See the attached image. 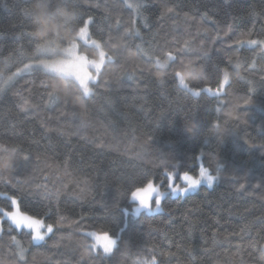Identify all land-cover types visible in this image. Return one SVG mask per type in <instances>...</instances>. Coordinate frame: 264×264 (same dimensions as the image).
Masks as SVG:
<instances>
[{
	"label": "trees",
	"instance_id": "trees-1",
	"mask_svg": "<svg viewBox=\"0 0 264 264\" xmlns=\"http://www.w3.org/2000/svg\"><path fill=\"white\" fill-rule=\"evenodd\" d=\"M34 2L0 0V145L17 150L0 177V208L11 211L14 197L53 232L35 243L0 215V264H261L264 52L236 41L264 40V0H140L138 12L128 7L136 0H48L49 9L76 5L77 29L91 17L90 39L113 55L83 108L50 97L51 74L23 70L41 56L25 15ZM133 28L139 35L126 32ZM77 43L97 58L92 45ZM178 49L161 84L155 60ZM129 50L139 59L128 60ZM188 60L207 66L209 79L189 83L198 96L174 75ZM223 70L229 81L220 89ZM188 120L198 122L195 136L184 130ZM199 163L216 177L211 188L167 195L155 213H125L135 188L151 180L165 189L167 173H195ZM91 231L119 238L111 254L85 255Z\"/></svg>",
	"mask_w": 264,
	"mask_h": 264
},
{
	"label": "snow or ice",
	"instance_id": "snow-or-ice-1",
	"mask_svg": "<svg viewBox=\"0 0 264 264\" xmlns=\"http://www.w3.org/2000/svg\"><path fill=\"white\" fill-rule=\"evenodd\" d=\"M128 7L132 8L135 11H139L141 7L140 0H136L135 3H128ZM168 12H172L173 9L169 8L167 9ZM25 15L30 16V9L25 10ZM91 22V17L87 21L84 22L83 26L79 27L77 29L76 37L72 40L67 41V46L63 47L62 49H56L55 47L51 46L50 44H39L36 45V52L37 53H44L48 54L50 56H56L60 57L61 62L63 63L66 71L70 74L71 78L74 80L75 84L78 86V88L82 91L83 95L88 97L93 91V88L90 87V84H94L101 73V68L105 64V61H111L113 59V55H110L108 51L104 50L103 45L97 41V40H91L88 38V26ZM128 31H135L136 35H139L138 29H126V32ZM30 35H32L30 33ZM77 39L83 40L85 44H91L96 50L98 55V60L96 59H89L86 54H83L78 51L79 44L77 43ZM237 44L240 45H247L249 47L258 46L260 47L261 51L264 52V40H255V39H248V40H237ZM123 46V40L121 39L119 44H113L111 45V48L115 49L117 47ZM137 51L139 53H142L143 55H152L153 53L149 52L148 50H145L142 45H137ZM185 47H188V42H185ZM174 51H183V49L178 50H169L167 52L163 53V56L167 58V60L175 61L176 56L174 55ZM165 58H161L157 56L155 60V65H159L161 61ZM128 60L130 59L129 56H127ZM136 59H139L137 56ZM135 60V59H134ZM53 60L52 59H40L36 61L35 65L29 63L24 65L23 70H32L33 67L43 68L46 69L47 66L51 64ZM185 62L181 61V65H183ZM238 66V65H237ZM169 68V63L167 65ZM90 69H94L95 74H93ZM18 72L21 71L20 69L17 70ZM47 72V71H46ZM49 73V72H47ZM50 74V73H49ZM169 75V73H168ZM175 77L178 79L179 72L177 69L174 71ZM11 79V78H9ZM229 81V72L227 70H223V77L220 82V89H223L224 85L227 84ZM161 84L164 81H159ZM6 83V81H5ZM44 83H48L47 81ZM179 87L186 89L188 91H191L193 95H200V91H194L193 89L189 88L188 84H184L182 81L178 80ZM0 91H3V86H0ZM204 92H207L212 95H218L219 90L214 91L211 87H206L203 89ZM50 97L59 98V95L56 94L54 91L49 93ZM66 101V100H65ZM245 103H248L246 100ZM27 101H25V104L22 107H27ZM102 146V145H101ZM0 151L11 155L13 160L15 161L17 156V150L15 148H5L3 145H0ZM6 170H0V177H2L3 172ZM168 178V187L171 190L173 194H186L191 190H194L197 188L201 181H206L208 186L210 187L214 180L215 176L208 174L207 170L202 169L200 172L199 177L194 178L187 172L183 173L182 176L179 178L182 179L185 183V187H180L179 185L175 184L174 181L177 178L173 173L169 172L167 173ZM58 195V193H56ZM0 195H6V193H0ZM165 193L160 190L158 186H155L154 183L149 180L145 187H137L135 190L131 192V197L133 201H137L138 205L132 209L133 215H139L142 209H146L149 212L152 211V204L151 200L152 197H155V208L159 209L162 203V199L164 197ZM11 200L12 206L16 209L14 211H8L5 208H0V215L3 217H6L10 221L9 230H11V226H15L17 229H28L29 233L31 235L32 242L39 243L45 240V237L53 232V225L52 224H45V222L42 219H37L34 216H29L26 214H22L19 211V208L17 207V200L14 197H9ZM127 213V210H125ZM57 223H60L59 221ZM41 229H46V231H41ZM85 239L82 241L83 246L90 248L92 250L99 248L103 249V252L105 254H111L116 247L118 243V237H113L109 235L107 232L101 234H97L96 232H87L84 234ZM87 237H91L93 239V243L88 244ZM14 242L17 245V248L19 249L18 255L20 260L24 259L25 249L20 246V242L16 241L13 237ZM261 253H264V249H262ZM84 257H82L83 259ZM151 264H155V257H153V260Z\"/></svg>",
	"mask_w": 264,
	"mask_h": 264
},
{
	"label": "clouds",
	"instance_id": "clouds-1",
	"mask_svg": "<svg viewBox=\"0 0 264 264\" xmlns=\"http://www.w3.org/2000/svg\"><path fill=\"white\" fill-rule=\"evenodd\" d=\"M48 0H35L30 5V18L32 37L39 44H50L56 49H62V42L72 40L76 37L77 21L80 16L79 9L75 6L59 3L55 8L49 9ZM130 59H136L137 51L129 50ZM62 58L53 60L45 71L51 74L50 87L59 96L63 97L74 107L83 108L89 96L83 95L82 91L75 84L70 74L66 71ZM167 58L163 59L159 65H154L153 76L158 81H164L168 76ZM178 80L184 84L199 82L209 79L207 66L196 60H188L181 65ZM184 130L190 135L195 136L198 131V122L195 120L185 121ZM14 166L11 155H0V170H9ZM85 255L89 254L88 248L84 249ZM261 264H264V253L260 256Z\"/></svg>",
	"mask_w": 264,
	"mask_h": 264
},
{
	"label": "rangeland",
	"instance_id": "rangeland-1",
	"mask_svg": "<svg viewBox=\"0 0 264 264\" xmlns=\"http://www.w3.org/2000/svg\"><path fill=\"white\" fill-rule=\"evenodd\" d=\"M88 38L90 39V37H89V26H88ZM92 40V39H91ZM79 41H81V43H83V44H85L84 43V41L83 40H80L79 39ZM86 45H91V44H86ZM60 57H56V56H50V55H48V54H44V53H41V56L39 57V58H37L32 64L33 65H35V63H36V61H38V60H40V59H45V60H47V59H52V60H56V59H59ZM89 59H91V58H89ZM96 60H98V56H97V58H96ZM107 61V60H106ZM105 61V62H106ZM33 69H40V70H42V71H45L43 68H38V67H33ZM90 71H92L93 72V74H95V72H94V69H90ZM202 169H205L200 163H199V167H198V169L195 171V173H191V172H187L188 174H190L191 176H193L194 178H196V177H199V175H200V172H201V170ZM206 170V169H205ZM208 172V171H207ZM185 173V172H184ZM177 178L175 179V181H174V183L175 184H177V185H179L180 187H185L186 185H185V183H184V181L182 180V179H180L179 177L180 176H182L183 175V173H179V174H177V173H173ZM208 174H210L209 172H208ZM211 175V174H210ZM154 183V182H153ZM213 184H214V182H213ZM213 184L209 187L208 186V184H207V182L206 181H201V183H200V185L197 187V188H195L194 190H191V191H189L188 193H186V194H183V195H181V194H173L172 192H171V190L169 189V187H168V178H167V180H166V185H165V189H162L158 184H155L154 183V185L155 186H158L159 188H160V190L162 191V192H164L165 193V195H164V197L165 196H167V195H170V196H172V197H183V196H185V195H187V194H190V193H193V192H195L200 186H206V187H208V188H211L212 186H213ZM163 197V198H164ZM131 201H133V199H132V197H131ZM134 202V205H133V207H132V209L133 208H135L137 205H138V202L137 201H133ZM151 204H152V211L151 212H149L148 210H146V209H142L141 210V212H146V213H155V212H158L159 210H160V208H161V206H160V208L159 209H156L155 208V197L153 196L152 197V200H151ZM17 207H18V205H17ZM132 209H130V212H125L126 214H128V213H131L132 214ZM14 210H16L14 207L12 208V210L11 211H14ZM20 211V210H19ZM21 212V211H20ZM140 212V213H141ZM22 213V212H21ZM22 214H24V213H22ZM135 216H137V215H135ZM6 218V217H5ZM7 219V218H6ZM8 220V219H7ZM9 221V220H8ZM10 222V221H9ZM14 226V225H13ZM15 227V226H14ZM22 229H24V228H22ZM25 230H28V229H25ZM29 231V230H28ZM41 231L43 232V231H46V229H41ZM91 232H95V231H91ZM97 233V232H96ZM97 234H103V233H97ZM46 238V237H45ZM93 240V239H92ZM94 242V241H93ZM40 243V242H39ZM98 250H100V251H102L103 252V249L102 248H97ZM97 249H95V250H97ZM104 253V252H103ZM105 254V253H104Z\"/></svg>",
	"mask_w": 264,
	"mask_h": 264
},
{
	"label": "bare ground",
	"instance_id": "bare-ground-1",
	"mask_svg": "<svg viewBox=\"0 0 264 264\" xmlns=\"http://www.w3.org/2000/svg\"><path fill=\"white\" fill-rule=\"evenodd\" d=\"M89 19V18H88ZM92 19V18H91Z\"/></svg>",
	"mask_w": 264,
	"mask_h": 264
}]
</instances>
